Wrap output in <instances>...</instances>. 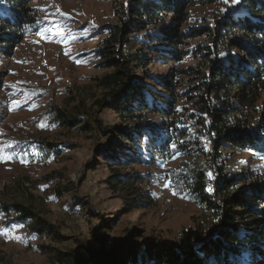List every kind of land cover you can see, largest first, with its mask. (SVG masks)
<instances>
[{"label": "trees", "instance_id": "1", "mask_svg": "<svg viewBox=\"0 0 264 264\" xmlns=\"http://www.w3.org/2000/svg\"><path fill=\"white\" fill-rule=\"evenodd\" d=\"M127 1L122 8L127 25L113 29L101 50L111 72L97 79L102 95L95 105L110 109L119 123L100 128L105 140L94 149L95 163L109 169L110 189L123 194L125 213L152 203L136 187L145 177L130 169L172 161L177 155L169 144L196 155L208 146L204 155L214 179L203 170L191 172L187 191L202 213L178 240L144 236L135 227L113 236L118 218L99 215L90 241L53 251L56 264H264V172L241 171L224 157L225 147L264 156V0H239L235 13L215 12L195 29L192 9L214 0ZM34 2H0L4 54L12 55L38 32ZM190 57L195 65L174 68ZM61 118L69 128L92 129L89 120ZM2 135L0 126V155L27 153L21 143H4ZM57 149L44 142L38 152ZM14 208L21 213L17 221L30 231L64 239L59 227L33 208Z\"/></svg>", "mask_w": 264, "mask_h": 264}, {"label": "rangeland", "instance_id": "2", "mask_svg": "<svg viewBox=\"0 0 264 264\" xmlns=\"http://www.w3.org/2000/svg\"><path fill=\"white\" fill-rule=\"evenodd\" d=\"M214 1L192 9V29L212 20L215 12L228 16L240 7L239 0ZM124 5L127 0H35L38 32L28 35L12 55L0 50L2 138L28 149L26 155H0V264H56L53 251L68 252L76 241H90L99 215L118 218L113 236L135 227L144 236L172 240L201 216L187 180L197 169L214 179L212 162L204 155L208 146L200 155L183 152L172 161L133 166L130 172L145 177L136 187L147 192L152 203L127 213L123 194L110 189L109 169L95 163L94 149L105 140L100 128L119 123L110 109L95 102L102 95L97 79L111 72L101 50L113 29L127 25ZM196 63L190 57L174 68ZM62 114L89 120L92 129L69 128ZM44 142L56 143L57 151L38 152ZM224 157L241 171L264 172V156L225 147ZM169 180L171 186L166 187ZM18 205L33 208L58 226L64 239L58 242L30 231L17 221Z\"/></svg>", "mask_w": 264, "mask_h": 264}, {"label": "snow or ice", "instance_id": "3", "mask_svg": "<svg viewBox=\"0 0 264 264\" xmlns=\"http://www.w3.org/2000/svg\"><path fill=\"white\" fill-rule=\"evenodd\" d=\"M0 2H2V0H0ZM222 2L227 3L228 0H222ZM232 2H233V3H236L237 0H232ZM145 139H150V137H145ZM181 143H183V142H181ZM167 147L170 149V151H171L172 153H175L176 155H180V154H181V153L178 152V146H177V145H175V144H169ZM24 154L26 155V153H24ZM0 159H3V157H0ZM22 162H23V161H22ZM158 163H159V161H158ZM208 175H209V178H212L210 172H209ZM161 179H164V177H161ZM171 183H172V181L169 180L168 183H167L165 186H166V187H167V186H171ZM207 190H208V191H212V189H210V188L207 189ZM174 194H175V192H174ZM0 234H3V232L0 231Z\"/></svg>", "mask_w": 264, "mask_h": 264}]
</instances>
